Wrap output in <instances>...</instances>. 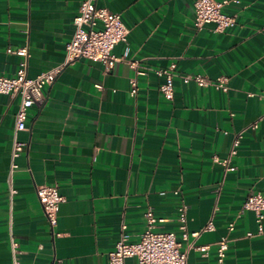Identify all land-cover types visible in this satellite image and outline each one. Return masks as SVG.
<instances>
[{
    "label": "crops",
    "instance_id": "crops-1",
    "mask_svg": "<svg viewBox=\"0 0 264 264\" xmlns=\"http://www.w3.org/2000/svg\"><path fill=\"white\" fill-rule=\"evenodd\" d=\"M81 1L0 0V76L16 75L21 57L7 49L25 41L27 25L28 76L61 64ZM195 1H98L120 12L130 29L113 53L146 71L140 92L131 95L135 70L124 62L106 70L81 58L64 67L19 133L26 147L16 159L12 203L7 179L20 99L0 93V264H12L11 230L22 264H109L123 222L138 239L151 208L165 219L153 230L180 236L175 218L182 204L190 231L211 219L215 225L190 236L211 247L207 254L190 249L187 264H264V236H245L257 229L256 214L242 211L250 194H264V0L225 5L237 23L224 32H214L213 23L195 26ZM172 64L179 74L226 75L229 89L176 77L174 98L166 99L156 69ZM240 132L231 158L236 168L227 171L214 156L226 157ZM42 184L58 186L65 197L54 228L36 195ZM222 237L228 248L219 262Z\"/></svg>",
    "mask_w": 264,
    "mask_h": 264
},
{
    "label": "built area",
    "instance_id": "built-area-1",
    "mask_svg": "<svg viewBox=\"0 0 264 264\" xmlns=\"http://www.w3.org/2000/svg\"><path fill=\"white\" fill-rule=\"evenodd\" d=\"M99 0H82L78 14L74 19L75 31L66 43V54L64 61L36 76H28V61L30 52V26L24 29L26 39L18 47H9V53L21 57L19 68L14 77L7 75L0 76V93L19 97L20 102L15 117V127L12 138L11 166L7 182L9 184V197L11 203L17 190L14 186V173L18 168L17 157L24 151L26 142L19 138L21 131L27 130L28 112L31 107L43 103L45 100L44 88L52 85L62 69L67 65L73 64L81 58H86L94 62L103 63L107 69L113 67L116 62H124L135 70V75L130 79V93L136 96L140 92L138 84L139 77L146 74V71L139 69V62L136 60H127L125 57H118L113 53L115 46L121 42H126L130 33L129 27L124 23L120 12L111 11L108 7L98 5ZM240 0H196L195 8V26L203 27L207 23H213L214 32H224L237 23V15H229L223 12L225 5ZM156 73L164 78L160 85V91L166 99L172 100L175 95L174 81L180 77L185 83L195 82L201 87L212 86L222 91L229 89V77L220 75L210 77L199 73L179 74L176 72V64L168 68H158ZM102 88L101 84H97ZM255 122L252 127L256 128ZM242 132L234 138L232 148L229 154L220 158L214 156L217 163L222 164L225 169L235 170L231 164V158L237 153L240 145ZM36 195L41 207L52 228L55 227L59 217L60 204L65 197L60 194L58 186L36 185ZM252 210L256 214L257 229L247 230L245 236L255 235L264 236V194L257 192L250 194L243 204L242 211ZM148 228H146L136 240L130 238L128 225L122 223L119 231V237L115 248L108 252L109 264H125L126 258L133 256L137 264H187L188 253L192 248L198 249L202 254H207L211 243L198 244L190 236L197 237L202 230L215 228L211 219L200 230L190 231L188 228L187 205L182 204L178 208L175 221L180 229V236L173 230L155 231L153 226L158 221H164V218L156 217L154 211L149 208L145 213ZM234 222L229 223L228 228L233 229ZM188 241L183 247V242ZM10 246L12 253V264H22V249L19 241L14 236L12 230L10 233ZM228 248L227 237H222L218 241V261L223 262Z\"/></svg>",
    "mask_w": 264,
    "mask_h": 264
}]
</instances>
